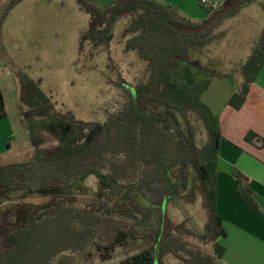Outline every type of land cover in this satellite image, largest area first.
<instances>
[{
  "label": "trees",
  "instance_id": "16d2710c",
  "mask_svg": "<svg viewBox=\"0 0 264 264\" xmlns=\"http://www.w3.org/2000/svg\"><path fill=\"white\" fill-rule=\"evenodd\" d=\"M22 1L10 0L3 8L0 45L4 24ZM74 1L90 16V25L79 39L80 57L87 45L90 57L108 52L118 23L128 19L122 32L124 51L135 54L146 68L137 85L122 78L116 82L119 92L108 105L109 115L103 123L89 128L71 113L63 115L67 130L55 131L59 141L55 148H38L27 162L0 165V201L14 203L0 221V264H79L80 256L92 244L108 260L117 247L141 236L153 237L151 247L120 264H168V257L180 264H221L226 248L219 242L225 234L216 190L222 136L219 119L203 103L202 95L215 77L240 78L229 105L242 109L264 66V30L251 55L230 74L220 76L206 65H195L190 58L193 50L210 47L221 23L254 0H244L195 35L181 34L176 28H196L202 23L181 16L170 4L116 0L101 6L96 0ZM225 8L211 11L210 16ZM20 77L24 104L30 109L52 108L51 99L36 81L23 73ZM5 115L0 93V116ZM246 140H258L264 148V139L255 133H249ZM90 176L98 179L99 197L117 186H127L136 189L149 208L102 211L79 205L73 196L75 186ZM235 177L241 184L239 197L256 208L252 192L243 184L248 178L238 172ZM33 194L48 196L50 201L25 204L23 201ZM198 201L207 214L203 226L189 210ZM164 206L182 213L184 221L177 228L180 233L212 244L214 255L189 250L172 229H167L161 242ZM115 217L127 223L109 244L99 242L106 222Z\"/></svg>",
  "mask_w": 264,
  "mask_h": 264
},
{
  "label": "rangeland",
  "instance_id": "374dc122",
  "mask_svg": "<svg viewBox=\"0 0 264 264\" xmlns=\"http://www.w3.org/2000/svg\"><path fill=\"white\" fill-rule=\"evenodd\" d=\"M7 1L0 0V7L4 8ZM227 5L228 2L224 4V6ZM247 6L251 7L250 10L259 11L264 6V0H254L243 4L239 10ZM62 11L66 14L51 16L52 24L44 29L43 38H38V34L26 28L22 32H13L12 36L7 37L6 43H3V37L1 39L0 56L2 61L4 63L11 62L19 76L23 73L36 81L43 93L51 99L53 106L50 109L44 107L30 109L26 104L22 107L19 99L16 100V96L14 100L9 99V110L3 117V124L0 128L2 135L0 138V142H2V144L0 143V165L27 162L34 157L38 148L42 150L55 148L59 144L55 131L60 129L65 132L67 130L63 115L71 113L78 120L89 124V128L94 124L103 123L109 115L108 105L111 106L118 95L119 91L116 86L120 79L137 85L143 77L145 63L140 61L135 54H127L124 51L125 40L122 32L128 19H123L118 23L115 38L108 52H101L90 57L88 55L90 46L87 45L85 54L80 57L78 47L81 30L88 29L90 16L85 12H82V15L76 14L69 8ZM255 14L258 13L255 12ZM256 18V15H253L252 21L259 23V19L256 20ZM216 26H219V23ZM228 47L229 45H226V48ZM210 48L212 47L193 50L190 62L198 66L206 65L215 73H223L225 70H222L221 64L217 62H213V65L210 61L204 63V58L202 64L199 62L200 57L205 56V51L212 50ZM98 133L99 131L95 132L92 138ZM11 137H15L16 140L10 141ZM8 144H12L11 150L7 148ZM98 193V179L95 176H90L84 183L75 186L73 196L79 205L102 211L105 208L123 210L149 208L150 206L137 190L131 187L120 185L101 197ZM49 201L50 197L48 196L33 194L23 202L30 206H36ZM13 204L0 201V221L3 212ZM189 210L199 225L203 226L207 221V214L201 201L189 207ZM168 212L170 221L167 229L174 230L175 237L180 238L191 251L200 252L204 256L214 255L212 244H205L198 238L185 235L177 230L184 221L182 213L177 208L170 206ZM126 223V220L118 217L107 221L99 242L109 244L116 232ZM153 242L152 236L128 239L122 246L115 249L112 257L108 260H104L96 246L92 244L80 256L79 264H120L149 249ZM166 261L168 264H180V261L174 257H168Z\"/></svg>",
  "mask_w": 264,
  "mask_h": 264
},
{
  "label": "crops",
  "instance_id": "0c3cea01",
  "mask_svg": "<svg viewBox=\"0 0 264 264\" xmlns=\"http://www.w3.org/2000/svg\"><path fill=\"white\" fill-rule=\"evenodd\" d=\"M115 1L96 0L100 5L112 4ZM154 1L174 6L181 16L196 24L203 23L210 17V8L202 5L201 0ZM206 1L218 3L219 7H227L232 0ZM226 2L228 5L224 6ZM263 7L255 11L247 6L239 10L235 16L223 21L214 32L216 39L210 46L212 50L205 51V56H201L199 62L202 64L203 58L204 63L210 61L213 65V62H217L225 71L216 74L220 76L230 74L236 64L245 61L251 55L254 44L264 30ZM65 8L76 14L82 15L83 12L76 1H22L12 9L4 24L3 43H6L7 37L12 36L13 32H22L26 28L38 34V38H43L44 29L52 24L51 16L66 14L62 11ZM2 10L3 7H0V12ZM253 15H256V20L259 19V23L252 21ZM88 23L89 26L90 18ZM83 32L81 30V33ZM226 45L229 47L226 48ZM0 50L2 51L1 48ZM3 54L5 55L4 52ZM14 68L11 62L4 63L0 56V93L4 100L6 115L10 98L14 100L16 96V100L19 99L21 106L24 107L21 99V77ZM240 81V78L231 81L223 77H215L202 95L203 103L219 119L222 136L218 154L216 190L217 211L222 218L225 234L219 242L226 248L221 264H264V148L258 140L252 142L246 140L249 133H255L264 139V66L251 87L246 103L242 109L235 110L230 107L229 100ZM3 120L4 118L0 116V128ZM4 135L6 136L5 133ZM0 138H2L1 133ZM13 140L15 141L16 138L11 137L10 141ZM8 146L11 150L12 144H8L7 148ZM236 172L248 178L243 184L252 192L256 208L249 206L239 197L237 192L241 184L235 177Z\"/></svg>",
  "mask_w": 264,
  "mask_h": 264
},
{
  "label": "water",
  "instance_id": "95a60500",
  "mask_svg": "<svg viewBox=\"0 0 264 264\" xmlns=\"http://www.w3.org/2000/svg\"><path fill=\"white\" fill-rule=\"evenodd\" d=\"M244 0H235V2L232 5L227 6L225 9L220 10L218 12H215L213 15H211L207 20H205L200 26L196 27V28H190V29H179L176 28V30L181 33V34H189V35H195V34H199L204 32L205 30H207L214 22L215 20L220 17L223 16L229 12H231L232 10H234L239 4H241ZM163 214H164V224H163V233H162V238H161V242L163 241L164 235L167 232V228H168V210L167 207L164 206L163 207Z\"/></svg>",
  "mask_w": 264,
  "mask_h": 264
},
{
  "label": "built area",
  "instance_id": "2783aa9c",
  "mask_svg": "<svg viewBox=\"0 0 264 264\" xmlns=\"http://www.w3.org/2000/svg\"><path fill=\"white\" fill-rule=\"evenodd\" d=\"M201 3L202 5L208 6V8H210L211 11H215L219 8L218 3H208L206 0H201Z\"/></svg>",
  "mask_w": 264,
  "mask_h": 264
}]
</instances>
